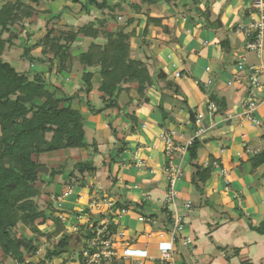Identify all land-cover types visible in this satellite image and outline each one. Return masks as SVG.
Here are the masks:
<instances>
[{
  "label": "crops",
  "instance_id": "obj_1",
  "mask_svg": "<svg viewBox=\"0 0 264 264\" xmlns=\"http://www.w3.org/2000/svg\"><path fill=\"white\" fill-rule=\"evenodd\" d=\"M133 1L135 0L123 1L122 9L116 14L119 18L141 19V28L137 27L138 35L132 36L131 41H139L141 37L148 44L144 42L137 48L133 46L134 42L130 43V54H144L140 59L149 66L153 79L155 76H165V70L157 66L156 57L166 53L174 70L170 71L167 65L163 68L170 71L178 83V86L172 84L170 89L175 91L176 97L184 96L182 101L185 109H177L175 116L169 119L158 110L159 97L163 94L167 96V86L162 81L158 83L159 91L154 90L153 85H150L148 91L145 90L150 94L147 97H144V94L138 95L136 85H131L130 94L133 92L130 96L123 93L120 95L119 106L123 109L118 112L117 109L109 108L99 114L89 113L87 97L84 92H80L75 101L80 102L89 141L94 140L98 146L99 151L94 154L97 167L95 176L100 175L101 181H90V184L86 182V186L82 188L81 199L75 194L68 196L66 200L71 199L72 202L68 201V204H63L60 209L66 207L73 212L62 214L71 219L78 210L84 208L86 212H91L88 215L95 217L96 208L90 201L95 199L92 194L96 193L97 197L107 196L110 202H115L118 198L137 203L144 201L147 213H157L154 218L157 223L150 225L141 222L137 219L139 212L131 210L123 215L121 228H124L131 238L130 249L135 256L147 259L145 264H159L156 258L159 257L160 248L167 245L168 237L161 240L154 234H149L162 225L163 213L160 210L166 191V156L159 135L164 131L173 132L175 144L183 145L193 133L188 112L190 109L195 116L198 113L204 115L202 121L206 127L204 133L198 137L204 141L199 148L197 161L206 165L215 160L216 164L204 184L203 193L199 194L190 183L192 167L188 151H175L173 154L174 160L180 164L182 176L177 180V198L175 205L170 209L174 207L177 213L183 216V228L179 235L181 239L190 240L187 245L183 244L182 240L174 244L173 261L177 264H264V235L251 229V224L257 225L264 218V163L253 169L250 161L255 153L264 148V93L260 95L259 104L254 111L255 117L262 124L259 126L244 117V89L234 82L228 84L239 74L233 60H237L236 55L242 51L243 41L242 36L235 33L233 28L237 22L243 20L241 6L235 12V22L232 23L233 37L223 36L217 39L214 32L221 29L225 20H228L221 14H218L220 23H209V26L205 24L203 17L199 16L197 26H193L194 33L188 13L194 15L195 11L186 10L183 4L187 1L178 0L162 4L159 8H143V14H136L133 8H129V3ZM110 4L115 5L116 0L110 1ZM226 4V0H200V7L209 10V20L213 13L211 7L216 9L217 14ZM68 8L77 18L84 11L74 4ZM107 12L110 13L108 10ZM147 14L160 17L162 27L149 25L148 33L142 36L140 30L146 25ZM230 24L228 22L227 25ZM118 25L113 18L106 23L111 31ZM222 39L227 40L231 50L227 56L220 44ZM85 41L86 45L87 40ZM77 46L76 49H79ZM33 51L34 55L40 53V49ZM247 53L248 51L244 52L247 65H264V54L262 58H258L254 53L253 58ZM34 70L46 68L35 65ZM176 73L179 75L176 76ZM64 78L68 81L64 82ZM54 80L57 81L58 76ZM197 81L203 82L208 91L213 90L218 98L224 100V107L213 112L211 116L208 115V104L212 100L208 91L202 90ZM78 82L79 79L74 74L63 75L61 79L62 85L66 84L68 87L65 89L67 92L78 89ZM92 84L93 89L88 98L95 107H100L99 77L94 76ZM135 92L138 98L134 95ZM125 112L131 113L136 120L132 121V117H127ZM129 126H133L134 131L129 130ZM111 128L115 129L114 133ZM73 151L81 154L79 158L86 156L84 149L55 151L63 154L60 157H52L57 161L52 167L63 163L65 159L62 156ZM221 168L226 169V176L220 174ZM106 173L115 179L112 187L109 186L108 179H103ZM58 177L57 175L49 185L58 188ZM62 186L55 196L62 193L61 190H64L66 185ZM187 202H190L189 209L185 207ZM59 213L61 212H56L55 215ZM12 261L15 264L14 260ZM0 264L7 263L0 261Z\"/></svg>",
  "mask_w": 264,
  "mask_h": 264
},
{
  "label": "trees",
  "instance_id": "obj_2",
  "mask_svg": "<svg viewBox=\"0 0 264 264\" xmlns=\"http://www.w3.org/2000/svg\"><path fill=\"white\" fill-rule=\"evenodd\" d=\"M33 1H36L35 6L24 0H7L0 6V254L10 256L17 264H22L26 258L35 256L37 245L41 242L40 237L44 234L51 239L52 236L62 233L59 228L62 229L63 222L54 214L65 213V209H60L54 202L49 201L53 212H48L39 207L35 197H38L41 191L37 184L38 182L43 184L42 176L47 175L49 179L45 183L49 185L57 175L65 173V169L69 166V158L56 167H49L48 173L44 174L37 170L45 166L39 161V157L55 151L84 149L86 156L78 159L66 173V180L76 178L81 186L86 184L85 180L90 175H95L97 170L94 154L99 150L94 140L89 141L90 137L85 131L80 102L75 103L78 94L85 93L87 111L91 114H99L109 108L117 109L118 112L123 109L119 106L121 92L129 91L128 87H124L125 84L136 82V92L140 95L144 93L146 86L151 85L152 80L149 66L143 60L130 55L129 37L133 30L130 32L126 30V32L125 28L133 24L137 18H127L125 27L119 24L114 31L107 26H95L92 22L66 30L48 27L54 18L61 17L62 12H59L49 18L45 32L31 43L29 42L31 34L26 32L20 36L16 27L20 25L24 30V21H33L39 0ZM73 1L81 3L83 9L89 5L96 9H107L110 12L108 15L113 19L116 17L112 10L114 8L121 10V4L125 2V0H116V4L111 6V0ZM175 1L178 0H135L129 5L136 14H140L143 6L147 9L151 6L159 8L162 4ZM185 1H187L184 4L186 10L198 13L208 26L209 23H213L209 21L208 8L200 7V0ZM148 23L160 25L161 18L147 14L146 24ZM5 32L8 33L7 37H3ZM100 34L106 37L104 44L94 41ZM15 37L22 39V57L28 59L32 65H45L46 70L20 72L3 58L5 47L12 44ZM83 37L93 38V40L87 44L86 50L78 51L75 58L71 52V45ZM220 44L225 55H229L231 50L227 40H220ZM34 49H40V53L32 54ZM74 60H78L81 66L80 72L74 69ZM233 63H236V60H233ZM66 74L76 75L81 84L73 92H67L61 83L63 75ZM56 76H58L57 81L54 80ZM94 76L99 77L100 107H95L88 98L93 89ZM197 84L202 90L208 91L203 82L197 81ZM49 86L53 88L50 89ZM208 95L216 103L217 110L224 107V100L218 98L213 90H209ZM188 112L190 127L194 131L195 114L190 109ZM161 113L164 116L167 115L162 110ZM125 115L132 117V121L136 120L129 112H125ZM111 130L115 132V129L111 128ZM129 130L134 131V127L129 126ZM203 141L196 137L187 147L192 167L190 183L199 194L203 193L204 184L211 176L215 162L213 160L204 165L197 161L198 151ZM250 161L253 169L262 165L264 148L255 153ZM107 178L109 186L112 187L115 183L114 177L108 174ZM122 208L135 210L153 219L157 214L156 212L147 213L144 201L137 203L122 201L118 198L111 206L113 211ZM160 211L165 213L166 209L161 208ZM98 217H91L93 227L103 219L110 220L112 215L108 212ZM48 219L52 220L55 228L53 232L44 233L38 225L44 224ZM18 224L27 226L38 237L26 239L17 235ZM117 227V224L110 222L107 231H115ZM251 229L264 235V218L257 225L251 224ZM72 235L69 232L62 234L51 248L46 249L44 257L39 258L37 264H51L52 259L70 252ZM18 239L27 241V245L24 246L23 243L18 242ZM66 261L64 258L61 264H65ZM29 263L34 264V261Z\"/></svg>",
  "mask_w": 264,
  "mask_h": 264
},
{
  "label": "built area",
  "instance_id": "obj_3",
  "mask_svg": "<svg viewBox=\"0 0 264 264\" xmlns=\"http://www.w3.org/2000/svg\"><path fill=\"white\" fill-rule=\"evenodd\" d=\"M241 10L244 15L243 20L237 22L234 25L233 31L242 36L243 49L236 55L235 67L239 74L228 84H235L238 87L244 89V117L250 122L261 126L262 124L255 117L254 111L257 108L260 100V95L264 91V65H247L245 51H252L255 53L256 57L262 58L264 54V0H241ZM179 74L176 73V76ZM149 88V87H148ZM217 110V105L215 102H209L208 104V115L211 116L213 112ZM203 116L201 113L195 116V130L193 131L191 137L185 141L183 145H176L173 132H161L159 137L163 142V151L166 156V161L164 164V173L166 178V191L165 196L162 200V208L166 211L163 213L162 225L156 230L149 234L161 238L168 237L167 245L160 248L159 257L156 258L159 264H177L173 261V255L175 252L174 244L177 241H183V244L187 245L189 239H181L179 232L183 228V216L178 214L174 209H170L171 206L175 205V200L177 198V180L182 176V169L180 164L174 160V152H187V147L190 146L194 138L199 137L204 133L206 127L203 124ZM213 164H216L214 162ZM220 174L226 176L227 171L225 168H221ZM83 186H70L66 185L64 191L56 196L54 202L58 208L63 207L64 198L69 195L75 194L78 199L82 197ZM78 190V191H77ZM100 199L106 200V197H99L97 201H91V205L95 208L100 207ZM114 203V202H110ZM111 204V206H112ZM186 208H190V202L185 203ZM131 211L129 208H122L110 212L112 218L110 220L103 219L96 226H92L91 217L86 214V209L82 208L78 210V213L74 214V220L77 224L72 225V230L70 233L78 234L80 236V244L77 247H71V251L65 258L67 261L65 264H145V260L138 256H135L131 252V238L122 226V217L127 212ZM100 210L99 213H103ZM104 214V213H103ZM63 223L69 216L62 213L57 214ZM137 219L141 222L154 225L157 223L153 218H149L142 213L137 214ZM110 222L117 224V229L115 231H107V227ZM82 232V234H80ZM90 234H92L90 236ZM89 235V237H88ZM84 236V238H83ZM82 249L75 252L76 249L83 243ZM65 254V253H64ZM150 259H153L150 257ZM30 261H34L37 264L39 258L34 256L31 258H26L25 262L22 264H31ZM64 261L62 259L59 264ZM15 262V261H14ZM15 264H17L15 262Z\"/></svg>",
  "mask_w": 264,
  "mask_h": 264
},
{
  "label": "rangeland",
  "instance_id": "obj_4",
  "mask_svg": "<svg viewBox=\"0 0 264 264\" xmlns=\"http://www.w3.org/2000/svg\"><path fill=\"white\" fill-rule=\"evenodd\" d=\"M7 0H0V6L5 3ZM26 2H30L32 5L35 6L36 4V1H33V0H24ZM83 1V0H82ZM112 1V0H111ZM126 1V0H125ZM38 7H37V11H35V14H34V18H33V21L29 22L28 20H25L24 21V30L21 29L20 25L18 27H16L17 29V32L20 36H23L26 32L30 33V41L29 42H34L38 36L42 35L44 32H45V28H46V23L47 21L49 20V18L52 17V15L55 13V14H58L59 12H62V15L61 17H58V18H54L53 21H51L48 25V27H53L55 28L56 30H66L68 28H77L78 26L80 25H83V24H88L90 22H92L95 26H106V23L107 21H109V19H111L109 15H106V12H107V9H96L95 7H93L92 5H89L88 6V9L82 7V4L81 3H75L73 0H39L38 1ZM65 2V5L63 6ZM134 2V1H133ZM227 4L226 6L222 9V10H219V12H217L216 14V9L214 7H211L212 9V16L210 17V20L211 22H217V19H219L218 17V14H221L222 16H225L227 17L228 20H225V22L222 24V26L220 27L221 29L219 30H216L214 33L215 35L218 37L217 39H220L221 37L223 36H227V37H233V33L231 31V27H232V23L235 22V12L238 10V8H240V6L242 5V1L241 0H226ZM67 4V5H66ZM72 4H74V6H79V8L83 9L84 11L81 13V16H79L78 18L75 17L73 14H71V9L68 8V6H72ZM185 4V3H184ZM183 4V5H184ZM63 6V7H62ZM185 7V5H184ZM114 8V7H113ZM129 8H132L130 5H129ZM143 8H147L146 6H143ZM142 8V9H143ZM45 10H48V11H45ZM74 10V9H73ZM120 10L118 8H114L112 10V13H114L113 15L116 17V21L117 23L121 24L123 27H125V23L127 21V18H119V16H117L116 12ZM133 11V10H131ZM108 13V12H107ZM54 14V15H55ZM109 14V13H108ZM140 14H143V13H140ZM163 14V13H162ZM188 15L190 16L191 18V29H193V32L195 33L194 31V28L193 26H197L198 24V13L195 12L194 15H190L188 13ZM228 15V16H226ZM233 15V16H232ZM147 16V15H146ZM178 16V15H177ZM176 16V17H177ZM141 18V17H140ZM81 20V21H80ZM220 20V19H219ZM234 20V21H233ZM23 22V21H21ZM140 22H141V19H139L137 17L136 19V23L134 22L133 24L127 26L125 28V31H131L129 30L130 27H133V26H136V27H133V33L131 34V37H129V43H132L134 42V45L133 46H137V48L140 47V45H142L144 42L147 43V41H145V39L143 38H139V41H131V38L132 36L134 37L135 35L137 36L138 35V29L137 27L139 28L140 27ZM146 22V20H145ZM169 22V21H168ZM229 23H231L230 25H227ZM144 23V22H143ZM19 24V23H18ZM149 25H154L152 23H148L145 25V27H143L141 31V34L142 36H146V34L148 33V27ZM189 25V24H188ZM158 26H161L162 25H158ZM169 27V25H167ZM141 28V27H140ZM146 29V30H145ZM126 31V32H127ZM16 32V33H17ZM225 32V33H224ZM225 34V35H224ZM8 36V33L5 32L3 33V37H7ZM85 40H87V44L93 40V38H86V37H83L82 39L80 38L79 40H77V42L75 41L74 43H72L71 45V52L74 54V57L76 58V55L78 54V51H81V50H86L87 48V44L85 45L84 42H86ZM105 40H106V37H104V35L100 34V36L98 38H96L94 41L95 42H100L101 44H104L105 43ZM144 40V41H143ZM80 41V42H78ZM140 41H142L141 43H139ZM138 42V43H137ZM79 43V45H78ZM148 44V43H147ZM145 44V45H147ZM79 46L80 48L79 49H76V46ZM77 46V47H78ZM131 46V45H130ZM22 51H23V47H22V39L18 38V37H15L12 41V44L10 45H7L5 47V50L3 52V58L10 62L12 64V66H14L17 70H19L20 72H24V71H27V72H36L34 69H35V65L36 64H31L28 59L26 58H23L22 57ZM34 52V51H33ZM131 55V54H130ZM247 55L249 56H253L254 58V52L252 51H248ZM144 56L143 53H139V54H135V55H131V57L133 58H142ZM256 56V55H255ZM146 58V57H144ZM169 57H167V54H158V56L156 57V61H157V66L158 67H161L163 70H165L166 74L164 77L160 78L158 76H155L152 80H151V85H153L154 87V90H157L159 91L160 88H158V83L159 81H162L164 83V85L167 86V89L165 90L167 96H165V94H163L161 97H159V100L157 101L158 104H157V108L158 110H162L164 113H166V119H169L173 116H175V113L177 112V109L183 107L185 109V105L183 104V97L182 95H180L179 97H176L174 94H175V91L170 89V86L172 84H176L178 86V83L176 82L175 80V77L173 76V74L170 72L174 70V68L171 66V61L168 59ZM74 66H75V70L80 72L81 71V66L77 61L74 60ZM168 67V69L170 71H166L167 69H164L163 67L166 66ZM40 68H46L45 65H40ZM33 69V70H31ZM41 71V70H40ZM46 74V73H45ZM64 82L65 81H68V79L64 78L63 79ZM136 85V82H132V83H129V84H125L124 87H128L129 88V91H122L121 94H126L128 96H130L132 94H130V90L132 88L131 85ZM130 85V86H129ZM64 88L68 89L67 85L64 84L63 85ZM81 86L80 82H78V87ZM150 85L146 86L145 87V90L148 91L150 88ZM51 89V88H50ZM144 90V97H147L149 94V92H146ZM264 91L261 93L263 94ZM179 94H181V92H179ZM134 95L137 97V94L136 92L134 93ZM146 100V99H145ZM76 103V101H75ZM129 105V104H128ZM160 110V111H161ZM164 110H166L167 112H165ZM262 130V129H261ZM63 153H60V152H54V154L50 153V154H44V155H41L39 157V161L44 163L45 166H48V167H52L57 161H55L52 157H55V156H58L60 157V155H62ZM82 155H84L82 153ZM81 156V154L77 151H73L71 153H69L68 155L67 154H64L62 156L63 159H66V158H69L70 159V163L68 164L69 166H67V168L65 169V173L64 174H61V175H58V180H60L59 182H57L59 184L58 188L57 187H54L51 185H46L47 183L46 180H48L49 178L47 177V175H43V184L38 182L37 186H39L41 188V191L38 195V197H35V200L37 201L39 207L41 209H45L47 210L48 212L52 211L51 210V207L49 205V201L51 202H54L53 200L56 199V193L57 191H59V187H63L62 185H70V186H79L80 184V181L76 178H71L70 180H66V173L69 172V169H71V167L74 165V163L76 161H78V159H80L79 157ZM102 174V173H101ZM78 178H79V175H77ZM90 179H86L85 180V183L87 182V184H90V181L92 182H96L98 183V181H101V176L98 175V176H95V175H90ZM105 178H103L104 180H107V173L106 175L104 176ZM53 182V181H51ZM61 184V186H60ZM96 185V184H95ZM99 186V185H97ZM90 187V186H89ZM114 190V189H113ZM64 190H61V192H63ZM78 191V190H77ZM61 194V193H60ZM94 195V196H93ZM97 193L96 194H92L93 198L95 197V200L94 201H97L99 197H97ZM70 196V195H69ZM68 198V197H66ZM64 198V202L63 204L65 205L68 204L67 202H72L71 199H67ZM107 196H106V200H102L100 199L99 202L100 203V208H96L94 210L96 216L94 218H97L98 216H101L102 214L98 213L100 210L104 212H113V210L111 209V204L109 200H107ZM92 200V199H91ZM91 202V201H90ZM54 204H56L54 202ZM91 204V203H90ZM114 204V203H113ZM112 204V205H113ZM55 207V205H54ZM106 208V209H105ZM65 211L67 214H71V210L70 208H66L65 207ZM53 212V211H52ZM91 214V212H88ZM86 212V214H88ZM107 213H104L107 214ZM55 215V214H54ZM57 216V215H56ZM99 218V217H98ZM63 222V221H62ZM63 226H62V229L61 227L59 228L62 233V234H65V233H70L71 230H72V225H76L77 222L76 220H74L73 217H71V219H66V222L65 223H62ZM38 228L40 230H42L44 233H50V232H53L54 230V224L52 222V220L48 219L45 221L44 224H41V225H38ZM16 233L17 235H21L23 236L24 238L26 239H30L32 237H35L37 238L38 236H36V234L31 231L27 226H24L23 224H18L17 228H16ZM155 231V230H154ZM80 234H82V232H80ZM61 235H57V236H52L51 239H48L46 234H44V236L40 237V243L37 245L38 246V249L35 253V256H34V259L35 258H42L44 257L45 255V252H46V249L47 248H51L54 243H56ZM84 238V236H83ZM86 241L84 240L83 243L79 246L78 249L75 250V252H78L80 249H82L83 247V244L85 243ZM71 250V249H70ZM70 252L68 253H65V254H62L60 257L58 258H54L52 259L51 261V264H59V262L66 258ZM13 259L10 257V256H3L0 254V261L3 262V263H7V264H14Z\"/></svg>",
  "mask_w": 264,
  "mask_h": 264
},
{
  "label": "water",
  "instance_id": "obj_5",
  "mask_svg": "<svg viewBox=\"0 0 264 264\" xmlns=\"http://www.w3.org/2000/svg\"><path fill=\"white\" fill-rule=\"evenodd\" d=\"M217 21L220 23V20L217 19ZM70 163V160H68V164ZM39 172L42 171L44 174L48 173L49 167L48 166H41L37 169ZM18 242L23 243L24 246L27 245V241H24L22 239H18ZM71 244L72 247H77L80 244V236L78 234H73L71 237Z\"/></svg>",
  "mask_w": 264,
  "mask_h": 264
}]
</instances>
